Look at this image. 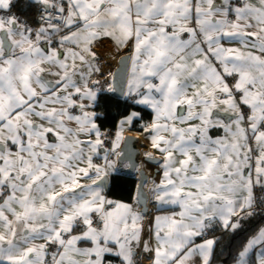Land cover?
I'll use <instances>...</instances> for the list:
<instances>
[{"label": "snow or ice", "instance_id": "6c2138e0", "mask_svg": "<svg viewBox=\"0 0 264 264\" xmlns=\"http://www.w3.org/2000/svg\"><path fill=\"white\" fill-rule=\"evenodd\" d=\"M105 41L124 53L107 76ZM144 109L155 215L142 185L133 202L105 190ZM257 208L264 0H0V264H212L211 233ZM233 259L264 264V225Z\"/></svg>", "mask_w": 264, "mask_h": 264}, {"label": "trees", "instance_id": "16d2710c", "mask_svg": "<svg viewBox=\"0 0 264 264\" xmlns=\"http://www.w3.org/2000/svg\"><path fill=\"white\" fill-rule=\"evenodd\" d=\"M19 12V9H14ZM126 101L124 103L122 111H124ZM141 106H135L130 110L140 111ZM110 118L105 122V128L115 127L118 123L120 115L109 114ZM143 119L137 123H134L130 130L143 132V125L151 120V114L148 109H144L142 112ZM104 128V129H105ZM116 128V127H115ZM107 193H109L112 199L123 200L126 202H132L133 197L136 196L137 180L120 170L111 175L110 184L108 185ZM249 222L244 223L240 229L236 231H224L218 239V250L215 260L212 264L224 261L225 264H233L234 257L241 248V245L258 230L259 226L264 225L263 214L256 212V214L249 219ZM218 229V228H217Z\"/></svg>", "mask_w": 264, "mask_h": 264}, {"label": "crops", "instance_id": "0c3cea01", "mask_svg": "<svg viewBox=\"0 0 264 264\" xmlns=\"http://www.w3.org/2000/svg\"><path fill=\"white\" fill-rule=\"evenodd\" d=\"M13 11H15V10L13 9ZM95 51L100 56V59L98 61V66L101 68V70L104 73V75L107 76V74L109 72H114L115 68L117 67L118 60H119L120 55L122 54V52H117V50H115L113 48L112 44L109 41H105L104 42V47L103 48L97 47L95 49ZM125 101H126L125 97L122 98V99L116 98L111 93L105 94V96H104V102L107 105L109 114L120 115V113L122 112V109H123ZM130 128H131V126H125V130L123 132V135H125L128 132L139 133L141 135L142 139L144 140L145 148L148 150L147 153L152 152L156 157H159V153L156 150L151 148L149 134L144 132V131L143 132L132 131V130H130ZM100 162H102V160ZM115 164H116V170L113 173H111V175L116 173V172H118V171H120V170H123V168L126 167V164H124L123 166L120 167L118 165V163H117V159L115 160ZM152 169H153V167H152ZM147 171H148V169H147ZM148 174L150 176V179H152L153 181H157L158 182V180H159V170L157 172H155V170L153 169L152 172L151 173L148 172ZM111 175H110L109 179L111 178ZM153 177L155 179H153ZM109 184H110V181H109ZM152 184H153V182L149 183V181H148L147 189H148L151 197H152V194L150 192V188L152 187ZM105 190L107 192V189H105ZM149 214H152V215L159 214V213H157L156 209L153 207V199H152V211ZM246 219H249V218H246ZM246 222L248 223L249 221L245 220V219H242L240 221V227L238 229H240L241 226L244 223H246ZM238 229H236V230H238ZM224 231H230V230H224V229L218 228L214 232L211 233V236H214L217 239V242H218L219 237L222 235V233H224ZM211 236H210V238H211ZM197 242H200L199 238H198ZM217 246H218V244L216 243L214 245V255H213V258H212V263L214 262L215 257L217 255V250H218Z\"/></svg>", "mask_w": 264, "mask_h": 264}, {"label": "water", "instance_id": "95a60500", "mask_svg": "<svg viewBox=\"0 0 264 264\" xmlns=\"http://www.w3.org/2000/svg\"><path fill=\"white\" fill-rule=\"evenodd\" d=\"M123 54L124 53H122L121 55ZM119 60L114 72H116L119 67ZM111 94L116 98H124L122 95H120L119 92ZM123 136L124 139L121 141L120 145L121 155L117 158V163L120 167L126 164V167L123 168V172L128 175H132L137 180V186L142 185L143 204L141 205V207H146L148 212L150 213L152 211V197L147 189V184L150 176L147 169L143 167V163H147L148 165L153 167L155 172H157L159 170L157 162L159 157H156L152 152L151 153L154 157H156V159H149L147 155H144V157L142 156V148H144L145 143L141 136L134 134V132H128ZM142 159L144 160V162H142ZM153 179L155 178L153 177ZM109 181L110 179L108 178L107 187L109 185ZM214 264H225V262L220 261Z\"/></svg>", "mask_w": 264, "mask_h": 264}, {"label": "bare ground", "instance_id": "6f19581e", "mask_svg": "<svg viewBox=\"0 0 264 264\" xmlns=\"http://www.w3.org/2000/svg\"><path fill=\"white\" fill-rule=\"evenodd\" d=\"M112 128H115V127H112ZM115 129H117V128H115ZM134 134L141 136L139 133H136V132H134ZM147 152H148V150L145 148V145H144V148H142V156L144 157V155H146ZM142 162H144L143 159H142ZM143 167L146 168V169H148V172L149 173H151L152 170H153L152 167L150 165H148L147 163H145V162L143 163ZM152 182H153V180L150 179L149 180V183H152Z\"/></svg>", "mask_w": 264, "mask_h": 264}, {"label": "built area", "instance_id": "2783aa9c", "mask_svg": "<svg viewBox=\"0 0 264 264\" xmlns=\"http://www.w3.org/2000/svg\"><path fill=\"white\" fill-rule=\"evenodd\" d=\"M104 130H105V131H112L113 133H115V131H116L117 129L112 128V127H108V128H105ZM118 151H120V149H118ZM112 158H113L114 160L117 159L116 157H112ZM256 212L263 214V217H264V212H262V210H261L260 208H257ZM142 264H149V262H148L147 260H142Z\"/></svg>", "mask_w": 264, "mask_h": 264}]
</instances>
